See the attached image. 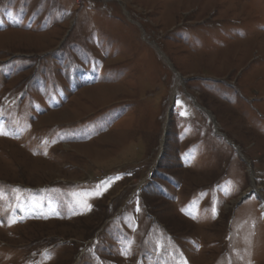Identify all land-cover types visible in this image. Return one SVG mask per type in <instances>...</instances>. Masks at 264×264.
Returning <instances> with one entry per match:
<instances>
[{
  "label": "rangeland",
  "instance_id": "374dc122",
  "mask_svg": "<svg viewBox=\"0 0 264 264\" xmlns=\"http://www.w3.org/2000/svg\"><path fill=\"white\" fill-rule=\"evenodd\" d=\"M0 264H264V0H0Z\"/></svg>",
  "mask_w": 264,
  "mask_h": 264
},
{
  "label": "snow or ice",
  "instance_id": "6c2138e0",
  "mask_svg": "<svg viewBox=\"0 0 264 264\" xmlns=\"http://www.w3.org/2000/svg\"><path fill=\"white\" fill-rule=\"evenodd\" d=\"M0 134H5V133H0Z\"/></svg>",
  "mask_w": 264,
  "mask_h": 264
}]
</instances>
